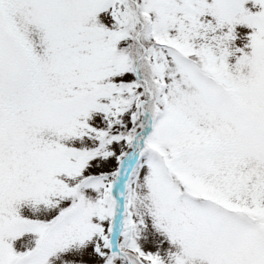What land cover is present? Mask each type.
<instances>
[{
  "label": "snow or ice",
  "instance_id": "obj_1",
  "mask_svg": "<svg viewBox=\"0 0 264 264\" xmlns=\"http://www.w3.org/2000/svg\"><path fill=\"white\" fill-rule=\"evenodd\" d=\"M0 264H264V0H0Z\"/></svg>",
  "mask_w": 264,
  "mask_h": 264
}]
</instances>
